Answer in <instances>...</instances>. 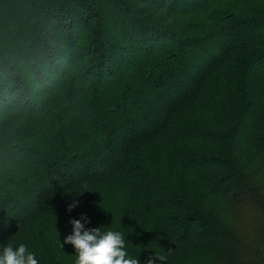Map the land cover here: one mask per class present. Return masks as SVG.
Instances as JSON below:
<instances>
[{"label":"trees","instance_id":"trees-1","mask_svg":"<svg viewBox=\"0 0 264 264\" xmlns=\"http://www.w3.org/2000/svg\"><path fill=\"white\" fill-rule=\"evenodd\" d=\"M73 220L264 264V0H0V253L74 264Z\"/></svg>","mask_w":264,"mask_h":264},{"label":"clouds","instance_id":"clouds-1","mask_svg":"<svg viewBox=\"0 0 264 264\" xmlns=\"http://www.w3.org/2000/svg\"><path fill=\"white\" fill-rule=\"evenodd\" d=\"M75 206V204L69 205V210ZM82 219L87 222L86 217ZM71 223L73 232L65 238L64 243L71 244L75 248L74 264H141L139 259L128 257L123 233L113 230L102 232L101 227L85 230L80 220H73ZM60 247H62L61 243ZM155 257L159 261L165 259L162 255ZM156 260L150 258L146 264H156ZM0 264H38V261L35 254L29 252L27 246L21 243L16 248L11 245L3 247Z\"/></svg>","mask_w":264,"mask_h":264}]
</instances>
